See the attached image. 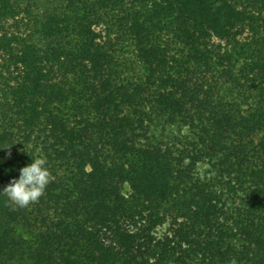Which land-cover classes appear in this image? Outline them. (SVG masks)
Instances as JSON below:
<instances>
[{"label": "trees", "instance_id": "16d2710c", "mask_svg": "<svg viewBox=\"0 0 264 264\" xmlns=\"http://www.w3.org/2000/svg\"><path fill=\"white\" fill-rule=\"evenodd\" d=\"M40 156L0 264H264V0H0V189Z\"/></svg>", "mask_w": 264, "mask_h": 264}, {"label": "clouds", "instance_id": "9594fccd", "mask_svg": "<svg viewBox=\"0 0 264 264\" xmlns=\"http://www.w3.org/2000/svg\"><path fill=\"white\" fill-rule=\"evenodd\" d=\"M31 160L30 164L18 170V178L13 177L6 187L0 189V196L19 207H27L38 201L53 180L43 156L31 157Z\"/></svg>", "mask_w": 264, "mask_h": 264}, {"label": "rangeland", "instance_id": "374dc122", "mask_svg": "<svg viewBox=\"0 0 264 264\" xmlns=\"http://www.w3.org/2000/svg\"><path fill=\"white\" fill-rule=\"evenodd\" d=\"M205 168H206V166L203 164V165L201 166V168H200V171L203 172Z\"/></svg>", "mask_w": 264, "mask_h": 264}]
</instances>
